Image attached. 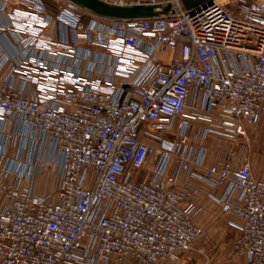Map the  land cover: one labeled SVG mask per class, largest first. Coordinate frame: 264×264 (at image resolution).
Masks as SVG:
<instances>
[{
    "label": "built area",
    "instance_id": "built-area-1",
    "mask_svg": "<svg viewBox=\"0 0 264 264\" xmlns=\"http://www.w3.org/2000/svg\"><path fill=\"white\" fill-rule=\"evenodd\" d=\"M101 1L173 12L0 0V264L177 261L203 233L190 178L264 264V0Z\"/></svg>",
    "mask_w": 264,
    "mask_h": 264
},
{
    "label": "crops",
    "instance_id": "crops-1",
    "mask_svg": "<svg viewBox=\"0 0 264 264\" xmlns=\"http://www.w3.org/2000/svg\"><path fill=\"white\" fill-rule=\"evenodd\" d=\"M49 6L54 8L55 5ZM0 43L5 47L9 46L8 41L4 36H0ZM218 151H220L219 147L216 148L217 154L219 153ZM216 153L211 154L209 159H211L213 155H216ZM189 181L192 185L198 187L201 190L197 195L199 211L196 214L195 222L202 228L203 233L200 238L194 242V248L190 253L177 261L167 262L165 264H220V256L210 254V242L212 239L217 241L222 233L229 232L232 234L231 240L233 244L238 232L231 226L230 223L236 222L238 220L232 217L230 214L223 213L218 205L213 204L205 197L204 192L218 193L215 188L193 178H190ZM236 255L240 257L238 254ZM233 258H224L222 261L225 264L231 263ZM239 259L241 260V263L246 264V259L243 256ZM111 264H135V262L130 258H124L119 262H113Z\"/></svg>",
    "mask_w": 264,
    "mask_h": 264
},
{
    "label": "water",
    "instance_id": "water-1",
    "mask_svg": "<svg viewBox=\"0 0 264 264\" xmlns=\"http://www.w3.org/2000/svg\"><path fill=\"white\" fill-rule=\"evenodd\" d=\"M91 13L108 19H138L156 17L173 12L171 5L160 4H133L111 5L101 0H69ZM185 9L191 10L211 0H181Z\"/></svg>",
    "mask_w": 264,
    "mask_h": 264
},
{
    "label": "rangeland",
    "instance_id": "rangeland-1",
    "mask_svg": "<svg viewBox=\"0 0 264 264\" xmlns=\"http://www.w3.org/2000/svg\"><path fill=\"white\" fill-rule=\"evenodd\" d=\"M49 5H57L58 3H62L63 0H45ZM224 1V0H219ZM251 138L249 140V144L251 146V161L253 163V170L256 174H258L262 167H264V122H261L258 127L255 129H251ZM232 234L229 232L222 233L221 236L217 239V241L212 239L210 242V254H214L216 256H220L221 263L224 258H229L234 256L231 260L232 264H243L239 259L242 257L239 255L233 248L232 244ZM238 254L240 257H238ZM227 263V264H231Z\"/></svg>",
    "mask_w": 264,
    "mask_h": 264
}]
</instances>
